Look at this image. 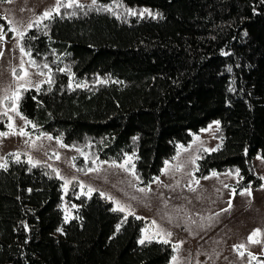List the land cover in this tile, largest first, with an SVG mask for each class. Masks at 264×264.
I'll return each mask as SVG.
<instances>
[{
    "label": "trees",
    "instance_id": "trees-1",
    "mask_svg": "<svg viewBox=\"0 0 264 264\" xmlns=\"http://www.w3.org/2000/svg\"><path fill=\"white\" fill-rule=\"evenodd\" d=\"M79 3L85 7L61 8L21 41L38 65H49L54 81L21 90L19 111L35 129L78 147L74 162L83 172L94 160L136 153L135 172L148 184L178 142L220 120V147L199 149L196 175L239 168L237 189L259 185L253 157H264V0H122L124 7H113L118 16ZM126 7L160 15L130 16ZM0 23L8 28L2 13ZM72 77L88 86L76 87ZM10 153L7 169L0 168V264L170 261L171 242L139 243L145 220L113 211L99 191L82 195L77 179L65 194L73 214L65 222L55 168L33 166L24 155L17 162Z\"/></svg>",
    "mask_w": 264,
    "mask_h": 264
},
{
    "label": "rangeland",
    "instance_id": "rangeland-1",
    "mask_svg": "<svg viewBox=\"0 0 264 264\" xmlns=\"http://www.w3.org/2000/svg\"><path fill=\"white\" fill-rule=\"evenodd\" d=\"M54 5L55 0H0V13L8 22L7 29L0 23L6 33L5 39L0 41V52H3V56H0V98L16 88L17 81L12 69L16 68L17 74H20L21 53L16 46L15 33L9 29L16 27L23 30L28 23ZM23 59L31 74V84L41 85L46 77L38 75L36 67L27 63L28 56ZM70 81L76 84L73 77ZM5 90L9 91L6 93ZM8 102H0V114L4 112L5 107L10 108ZM9 115L13 117L17 131L23 127L29 136L0 137V157L6 159L9 152H19L20 156L24 155L27 159L31 156L35 161L48 163L58 170L59 177L77 179L80 192V182H83L84 185L106 194L104 196H111L120 201L121 205L128 206L136 216L142 217L145 220L142 230L146 231H142L141 237L152 235L154 239L162 240L156 235L158 229L151 224V221L155 220L160 229L172 233L167 237L169 242L179 245L172 255L177 257L176 264H264V243L254 244L247 239L257 228L264 234V189L261 188L264 180L261 179L259 185L251 186L252 195L247 196L240 194L244 188L235 187L240 178L235 172L229 175V170L213 169L206 175L209 179L196 175L199 149H213L220 144V138L215 135L217 127L213 123L219 121L220 125V120H213L198 131H191L192 138L187 143H177V146L183 145V149L177 147L176 153L165 160L168 161L167 171H164V162L160 174L156 176L159 180L156 181L155 177L148 184H141L140 180H136L129 172L113 166V161L96 160L90 169L99 168V171L78 170L73 159L80 153L77 151L78 147L68 145L63 140L67 147H61L55 136L38 132L31 124L26 125L14 112L9 111ZM9 123L7 117L5 120L0 119V131H9ZM209 125H212L211 130L201 131L208 129ZM49 136L52 139H48ZM57 155L59 159L56 158ZM258 156L263 157L260 153L256 154L253 163L258 175L264 177V159H258ZM193 160L195 163H192ZM123 161L124 159L115 163L119 165ZM2 162L0 160V163ZM213 171L219 175L212 176ZM63 184L62 180V206L64 212L67 208V214L71 217L72 209L67 203ZM140 188L146 191L141 192ZM233 188L236 190L235 194ZM83 191L87 192V187ZM109 200L117 207L114 200ZM126 213L128 214L127 211ZM259 238L264 241V235ZM240 244L245 245V249L240 250L244 251V256H240L234 247ZM249 252L256 260L250 261ZM172 257L167 264H173Z\"/></svg>",
    "mask_w": 264,
    "mask_h": 264
},
{
    "label": "snow or ice",
    "instance_id": "snow-or-ice-1",
    "mask_svg": "<svg viewBox=\"0 0 264 264\" xmlns=\"http://www.w3.org/2000/svg\"><path fill=\"white\" fill-rule=\"evenodd\" d=\"M83 8L85 7V5L80 4L79 0H67V3L64 2V0H55V5L51 8V9H47L45 10L42 14H40L39 16H37V18L28 23L26 28H24L23 30L16 28V27H12L9 30L12 31L13 33H15V38H16V46L19 48V51L21 53V60H20V64H19V70H20V74H17V69L13 68L12 69V73L17 81L16 84V88L15 90H11L10 94H6L4 95L2 98H0V102H6V101H11V106L9 107H5L4 112L2 113V115L6 116L8 118V120L10 121V123L8 124V129L9 131H0V137H8L10 135H20V136H29V133L26 132L24 130L23 127L19 128V130L17 131L16 126L14 124L13 121V117L9 115V111L16 113L17 116L20 117V119H22L24 121V123L27 124H31L33 128H36L37 125L33 124V122L31 120H28L27 117L23 116L20 111H19V101L22 98V94H21V90L23 89L24 91H27L29 87L33 86L31 84V81L29 79L30 77V73L28 72L27 68L25 67V61L23 59L24 56H28L29 59L27 61V63L33 67H36L37 69H40L41 67L43 69H48L49 71L46 73L44 71H38V75L41 76H45L46 80L44 82L48 83L49 86H51L52 83H54V81L52 80V76H51V69H49V65L47 63L41 65H38L36 63V61L34 59H32V53L30 49H27L24 47L23 43H21V41H23L26 37V33L29 29H32L33 27H37L39 28L42 24V21L44 20H51L54 18L53 13H55L56 15H60V10L61 8H66V9H70V8ZM89 8L95 7L96 11H105V12H110L113 15H117L118 13L113 11V7L115 8H122L124 7L122 0H113L112 4H103V5H98L97 6V0H92V4L88 6ZM125 12L130 15V16H138L139 18H144L145 16L148 17H153L156 18L157 16H159L160 14L158 13H153V11L151 9L148 8H142V9H134V8H130V7H126L125 8ZM71 15H75V12L71 13ZM44 28H47V25H43ZM6 33L3 30V26L0 25V41H3L5 39ZM31 39V38H29ZM227 55V53H225ZM0 56H3V52H0ZM58 71L61 72H68L69 76L71 77L73 74L70 71V68H63V69H58ZM20 81H23L24 83H19ZM97 82L99 83H107V80H98ZM118 82V81H117ZM87 83H77L76 87H87ZM37 91H39V84L35 85ZM69 88L72 87V84L70 83L68 85ZM6 93L9 90H5ZM216 127L217 130L219 129V121H214L213 122ZM212 125H209L208 129H202L201 131H209L211 130ZM47 135V134H44ZM48 139H52V137H48ZM133 139H136L135 137ZM198 139V137L196 138ZM56 140L58 143H60L61 147H67V145H64L62 142V139L60 137H56ZM28 141H25V143H27ZM74 147V146H73ZM178 148L183 149V145H178ZM189 147H191V145H189ZM220 146H217V148H213V149H204V151H217L219 149ZM187 150V149H184ZM77 151H80L79 149H77ZM81 154L83 155V153L81 152ZM245 154H247V149L245 150ZM9 155L14 156L17 162H20V153L16 152V153H10ZM57 159H59V156L57 155L56 157ZM139 157L136 155V153H132V155H128L127 153L124 154V161L123 163L117 165L115 163V161H113V166L115 167H120L122 169H124L125 171L129 172L133 177H135L136 180H139V176L136 174L135 172V163L133 162L134 159H138ZM258 159H264V157H257ZM75 159V158H73ZM175 159V157H174ZM0 160H2L3 162L0 163V168L3 169H7L8 164H7V160L4 157H0ZM28 163L32 164L33 166H36L37 164L40 163V161H35L33 160V158L31 156L28 157ZM93 163L95 164L96 161L94 160ZM103 163V162H101ZM192 163H195V160L192 161ZM167 164L168 161H165V169L164 171H167ZM49 167H51L49 165ZM56 171L57 175L59 176V172L58 170H53ZM89 171H99V168H93V169H89ZM235 174L237 176H240V169L236 168L235 170ZM227 174L231 175L232 174V170H230ZM219 174L216 173L215 171L212 172V176H218ZM61 180L64 181L63 187L65 189V191H67L68 185H70L72 183L71 179L65 178L63 176L59 177ZM204 179H209L210 177H203ZM75 179V178H73ZM240 179H243L242 176H240ZM260 179L264 180V177H260ZM156 181L159 180L158 177L155 178ZM196 183L198 184L199 181H196ZM87 187V192H84L83 189ZM225 187H228V185H225ZM80 188H81V194L82 195H89L90 193H92L93 191H96V189L92 188L91 186H86L83 184V182H80ZM261 188L264 189V184L261 185ZM150 190V189H149ZM30 191V190H29ZM139 191L144 192L146 191V189L144 188H140ZM233 194H235V188L232 189ZM241 195H247V196H251L252 195V190H251V186L249 185L248 187L244 188L243 191L240 193ZM102 196L106 195L104 193H101ZM107 199H111L114 200L113 197L111 196H107ZM114 202L116 203L117 207L113 209V211H120V212H128V214H132L135 215L134 212L130 211V208L128 206H124L121 205L120 201L118 200H114ZM72 207H76L75 205H72ZM231 207V201H229V208ZM225 211H227V209H225ZM66 215H65V222H67L70 217L67 214L68 210L67 208L65 209ZM126 219V217H125ZM137 219H141V217H137ZM151 224L153 226H155L158 231L156 233V235L160 236V238L162 239V242L167 244L169 243V240L167 239V237H170L172 235L171 232H164L163 229H160L159 226L156 224V221L153 220L151 221ZM25 227H27V225H25ZM121 225L117 224L116 225V230L119 231ZM62 228H58L57 231H62ZM142 231H146V230H142ZM262 234L261 229L257 228L255 229L251 235L247 238L249 242L254 243V244H261L264 243V241H262L259 237H261ZM155 237L152 235H143L139 241V243L144 244L146 241L147 242H151ZM238 251L240 256H244V251H240L241 249H245V245L244 244H240V245H236L234 246ZM174 249H178L179 245H173ZM249 257H250V261L251 260H256V257L254 255H252V253H248ZM173 260V264H176L177 261V257L173 256L172 257ZM258 264H260V262H258Z\"/></svg>",
    "mask_w": 264,
    "mask_h": 264
}]
</instances>
